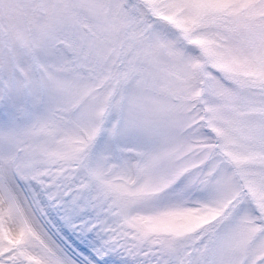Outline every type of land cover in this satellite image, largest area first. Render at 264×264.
<instances>
[{
    "label": "snow or ice",
    "instance_id": "snow-or-ice-1",
    "mask_svg": "<svg viewBox=\"0 0 264 264\" xmlns=\"http://www.w3.org/2000/svg\"><path fill=\"white\" fill-rule=\"evenodd\" d=\"M0 264H264V0H0Z\"/></svg>",
    "mask_w": 264,
    "mask_h": 264
}]
</instances>
